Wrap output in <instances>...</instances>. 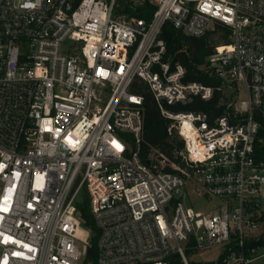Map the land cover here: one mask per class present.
<instances>
[{
    "label": "built area",
    "instance_id": "1",
    "mask_svg": "<svg viewBox=\"0 0 264 264\" xmlns=\"http://www.w3.org/2000/svg\"><path fill=\"white\" fill-rule=\"evenodd\" d=\"M144 1L0 0V264H83L85 194L98 264H167L177 253L189 264L191 241L224 247L221 264L264 255V0H148L149 20L124 12ZM167 23L193 37L229 29L208 57L233 89L214 119L184 109L215 88L185 81ZM137 80L184 141L149 163ZM188 180L210 208L181 199Z\"/></svg>",
    "mask_w": 264,
    "mask_h": 264
},
{
    "label": "trees",
    "instance_id": "2",
    "mask_svg": "<svg viewBox=\"0 0 264 264\" xmlns=\"http://www.w3.org/2000/svg\"><path fill=\"white\" fill-rule=\"evenodd\" d=\"M154 11L155 6L148 2V0H145L136 9H124L125 13L147 20L152 17ZM228 34L229 29L223 24L217 25L216 30L209 32L203 37L188 36L181 30L174 28L171 23L165 25L162 37L166 41L168 54L172 57L173 61H178L186 67L187 74L185 81H196L215 88V94L211 100L205 101L196 96L184 106L186 111L202 112L207 114L210 119H214L224 112L226 103L229 100L222 89L226 80L209 67L208 57L214 52L215 46L218 45L213 42V39L218 37L219 41L223 43L228 40ZM132 91L140 93L144 97L143 140L140 146L141 158L146 161L152 154L158 156L160 153L172 156L176 149L183 147L184 141L176 131L172 134L169 133L170 120L161 115L160 109L147 84L137 80L132 87ZM259 121L261 127L257 142L255 143V158L257 162H264V117H259ZM77 206L84 219L85 227L91 230V234L97 233L96 236L91 235L83 264H98L97 241L99 230L92 215L89 198L86 194L77 202ZM187 250H197L193 241L187 245ZM188 263L193 264L189 260ZM221 263L222 256L220 257L219 264ZM167 264L185 263L181 255L177 253L169 257Z\"/></svg>",
    "mask_w": 264,
    "mask_h": 264
},
{
    "label": "rangeland",
    "instance_id": "3",
    "mask_svg": "<svg viewBox=\"0 0 264 264\" xmlns=\"http://www.w3.org/2000/svg\"><path fill=\"white\" fill-rule=\"evenodd\" d=\"M213 24L208 25V29H212ZM213 42L216 44H221L218 37L213 39ZM227 83V80H226ZM242 98L246 97V91L240 87ZM226 95L228 98L233 97V89L227 87ZM196 184L193 180H188L186 187L183 188L181 192V199L189 206H193L197 210L208 209L212 206V203L208 201L207 196L203 193H198L196 191ZM264 205V203H263ZM185 246V244H183ZM225 248L222 246H214L211 248H206L202 250H187L185 247V252L188 260L193 264H219L220 255L224 252ZM229 264H240V263H229ZM251 264H264V255L255 259Z\"/></svg>",
    "mask_w": 264,
    "mask_h": 264
},
{
    "label": "water",
    "instance_id": "4",
    "mask_svg": "<svg viewBox=\"0 0 264 264\" xmlns=\"http://www.w3.org/2000/svg\"><path fill=\"white\" fill-rule=\"evenodd\" d=\"M146 163H149V160H147ZM96 235H97L96 232L92 233V236H96Z\"/></svg>",
    "mask_w": 264,
    "mask_h": 264
},
{
    "label": "crops",
    "instance_id": "5",
    "mask_svg": "<svg viewBox=\"0 0 264 264\" xmlns=\"http://www.w3.org/2000/svg\"><path fill=\"white\" fill-rule=\"evenodd\" d=\"M262 227H264V225Z\"/></svg>",
    "mask_w": 264,
    "mask_h": 264
}]
</instances>
